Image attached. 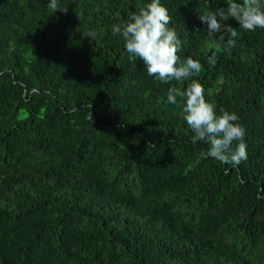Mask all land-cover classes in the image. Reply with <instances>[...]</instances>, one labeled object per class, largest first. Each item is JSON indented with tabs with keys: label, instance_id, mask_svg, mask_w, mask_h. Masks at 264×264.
Returning a JSON list of instances; mask_svg holds the SVG:
<instances>
[{
	"label": "trees",
	"instance_id": "16d2710c",
	"mask_svg": "<svg viewBox=\"0 0 264 264\" xmlns=\"http://www.w3.org/2000/svg\"><path fill=\"white\" fill-rule=\"evenodd\" d=\"M148 2L0 0V264H264V29L230 19L217 49L199 15L226 0H161L202 65L163 83L111 32ZM191 79L239 116L238 164L204 158L168 102Z\"/></svg>",
	"mask_w": 264,
	"mask_h": 264
},
{
	"label": "clouds",
	"instance_id": "9594fccd",
	"mask_svg": "<svg viewBox=\"0 0 264 264\" xmlns=\"http://www.w3.org/2000/svg\"><path fill=\"white\" fill-rule=\"evenodd\" d=\"M48 7L53 12L68 11L67 6L58 5V0H49ZM230 19L245 31L264 29V7L261 0H226L224 6L199 15V20L207 26L209 38L220 42L217 49L222 46L227 51L236 44L238 32L226 23ZM170 22L168 9L161 0H150L123 23L112 25L111 32L114 36L122 37L129 59L139 58L149 76L163 83L188 81L199 75L202 65L191 56L180 60L177 53L182 43L175 29L169 27ZM196 31L199 32V29ZM100 34L90 31L87 37L94 40ZM217 60L218 51H211L207 57L208 64L215 67ZM178 97L181 104L179 115L194 133L190 138L191 142L203 141L207 144V148L201 153L204 158L230 164H238L246 158L245 129L235 112L223 108L218 112L216 106L205 99V90L196 79H191L183 89L175 86L168 89L169 103L177 104ZM88 117L92 121L90 113Z\"/></svg>",
	"mask_w": 264,
	"mask_h": 264
}]
</instances>
